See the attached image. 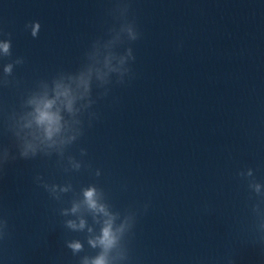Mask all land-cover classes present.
Here are the masks:
<instances>
[{
  "label": "water",
  "instance_id": "obj_1",
  "mask_svg": "<svg viewBox=\"0 0 264 264\" xmlns=\"http://www.w3.org/2000/svg\"><path fill=\"white\" fill-rule=\"evenodd\" d=\"M3 44L0 118L48 101L264 90V0H0Z\"/></svg>",
  "mask_w": 264,
  "mask_h": 264
},
{
  "label": "clouds",
  "instance_id": "obj_2",
  "mask_svg": "<svg viewBox=\"0 0 264 264\" xmlns=\"http://www.w3.org/2000/svg\"><path fill=\"white\" fill-rule=\"evenodd\" d=\"M38 28H39V25H37L36 28L33 29V33H32L33 36L36 35V30ZM0 47H3L4 51L7 52L9 45L3 44V45H0ZM5 71L10 72L11 66L9 65L8 68L5 69ZM51 103H52L51 101L45 102L42 107H39L37 109L38 123L45 125L46 132L49 138H51L53 132L57 130V125H58V120H59V117L56 114H53L52 112L49 111V109L51 108ZM94 196H95L94 189H89L87 192H85L86 202L89 208H92V209L97 208V204L94 199ZM73 211H75V208L73 209ZM69 226L73 228L77 227V225H75L72 222H69ZM80 227H83V221H81ZM6 228H7V223L6 221H4L3 225L0 226V239H3L4 236L6 235ZM99 243L103 245L105 252H107V250L112 248L113 245L115 244V237L112 233L110 223L108 224V226H106L103 229V235ZM93 246H95V242H93ZM70 247L73 248L74 250H79L81 248V245L79 243H74V244H71ZM85 264H87V261L85 262ZM92 264H107V261L104 255H100L94 261H92Z\"/></svg>",
  "mask_w": 264,
  "mask_h": 264
}]
</instances>
